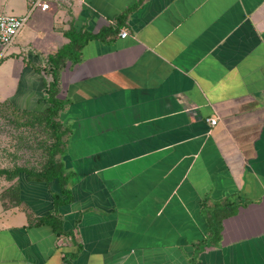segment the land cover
Instances as JSON below:
<instances>
[{"label":"crops","instance_id":"0c3cea01","mask_svg":"<svg viewBox=\"0 0 264 264\" xmlns=\"http://www.w3.org/2000/svg\"><path fill=\"white\" fill-rule=\"evenodd\" d=\"M72 28L63 180L0 205V264H264V0L53 1L0 46V103L46 109Z\"/></svg>","mask_w":264,"mask_h":264},{"label":"rangeland","instance_id":"374dc122","mask_svg":"<svg viewBox=\"0 0 264 264\" xmlns=\"http://www.w3.org/2000/svg\"><path fill=\"white\" fill-rule=\"evenodd\" d=\"M55 142L53 126L45 114L21 111L8 102L0 104V168L8 170L0 174V205L22 204L21 180L39 175L36 173L45 168Z\"/></svg>","mask_w":264,"mask_h":264},{"label":"trees","instance_id":"16d2710c","mask_svg":"<svg viewBox=\"0 0 264 264\" xmlns=\"http://www.w3.org/2000/svg\"><path fill=\"white\" fill-rule=\"evenodd\" d=\"M124 15L121 16V20ZM66 35L70 38V41L59 48L55 53H49L47 55L46 65L44 69L51 73L52 78L48 82V96L45 98L50 104L46 107V109L41 113H33V114H45L48 120V123L53 126L54 135L56 136V142L53 144V148L50 150V155L47 161V164L43 170L37 172L39 174L36 176L39 180L50 181L55 177L63 180V170L62 163H60L56 158V153L62 151L63 144V134L65 130L62 129V122L58 118L59 112L63 108L65 101L57 96L59 92V73L62 67L63 61L70 57L73 60L78 59V47L85 40L86 35L83 32H76L74 28L66 32ZM90 36V35H88ZM1 104V103H0ZM22 169H19L18 172H21ZM7 173L8 170L6 168H0V174ZM19 198L21 199L20 195Z\"/></svg>","mask_w":264,"mask_h":264},{"label":"built area","instance_id":"2783aa9c","mask_svg":"<svg viewBox=\"0 0 264 264\" xmlns=\"http://www.w3.org/2000/svg\"><path fill=\"white\" fill-rule=\"evenodd\" d=\"M61 2V0H29L28 10L24 14H15L6 12L0 8V46L1 50H6L13 42H15L17 36L21 30L27 24L30 16L36 10H47L51 8L52 2ZM127 30H121V35H127ZM209 121L212 125L218 122L217 116L209 117ZM71 238V236H70Z\"/></svg>","mask_w":264,"mask_h":264}]
</instances>
